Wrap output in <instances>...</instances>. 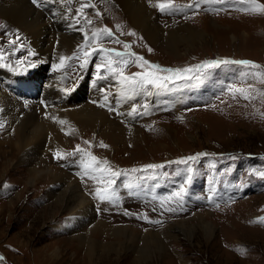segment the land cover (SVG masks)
<instances>
[{
    "label": "rangeland",
    "instance_id": "rangeland-1",
    "mask_svg": "<svg viewBox=\"0 0 264 264\" xmlns=\"http://www.w3.org/2000/svg\"><path fill=\"white\" fill-rule=\"evenodd\" d=\"M55 2L75 15L82 29L76 32L78 43L65 55L80 58L59 67L63 93L49 104L64 114L104 104L102 109L110 114L81 134L79 117L66 114V129L61 128L65 143L51 145L48 127L22 151L5 142L18 139L0 122V148L5 152L0 156V264H183L179 258L189 264H264V83L254 76L264 72V12L244 11L252 7L246 0H173L172 10H154L155 21L163 28L188 25L199 33L195 41L181 34L173 51L164 43H152L115 3L109 2L110 10L103 15L108 21L97 28L107 27L113 36L93 40L97 23L88 24L84 17L104 10V5L91 0L95 8L85 7L81 15L77 10L87 0ZM86 43L98 51L84 57L90 51L83 47ZM125 44L131 47L125 49ZM101 47L135 53L162 68L195 69L205 61L223 60L251 61L261 68L219 63L165 88L141 87L124 83L106 67L98 71L96 65L105 57ZM33 50L16 26L0 24V65L14 75L29 67L41 71L35 84L38 97L14 90L25 112L37 111L49 81L46 72L60 57L55 48L50 63L45 59L48 43L39 55H31ZM111 58L125 76L149 70L138 66L142 61L133 62L135 57H128L126 66L118 63L120 57ZM125 102L131 110L122 115L118 107ZM89 153L107 162L94 167L110 166L119 173L111 177V199L95 194L107 187L103 181L108 173L85 174ZM101 175L103 180L92 178ZM70 221L78 222L62 230ZM167 226L168 231L159 233Z\"/></svg>",
    "mask_w": 264,
    "mask_h": 264
},
{
    "label": "bare ground",
    "instance_id": "bare-ground-1",
    "mask_svg": "<svg viewBox=\"0 0 264 264\" xmlns=\"http://www.w3.org/2000/svg\"><path fill=\"white\" fill-rule=\"evenodd\" d=\"M50 1H54V5H51L52 3H50ZM96 1L97 0H94L95 5L96 3L98 5H104L105 9L98 11L100 15H88L87 19H91L93 22L97 23L95 25V29L100 26L103 20L108 21L107 17L103 15L109 12V6H111L110 3H115L122 10L123 14L128 18L129 23L140 29L141 32H143L144 35L154 44L164 43L166 44V47H169L170 50L174 51L176 39H178L181 34H185L186 37H188L191 41L199 39V33L195 32V29L193 27L182 24L163 28L161 26L162 24L159 23V25L155 21L153 12L155 9H159L155 5L157 3H160L162 0H102V4H99ZM47 12H49L50 14H48ZM0 24H8L12 27L16 26L18 30H20L22 35L29 41H31L34 49L30 52L31 55L33 53H35L36 55L41 54L43 52L42 47L45 46V43H48V50L44 51L45 59L49 61L50 52L55 48H58L60 53V57H58V60H56L57 62H52V64H50V68L46 72L49 81H47L44 85L45 88L43 90V95H40L41 99L38 101L39 103L36 107L37 111L35 110V108L30 109L28 112L23 111L24 109L21 102L22 100L19 99V97L15 96L14 90L17 89V87H19L20 85H31L33 86V90L30 94H32V96L38 97V88L37 86L35 87V84H38L37 77L40 75L41 71L39 69L32 71L31 67H29L28 69L20 73L22 75H14V73L6 71V69L0 65V122L2 121L4 124L6 122L8 130L11 128L14 130L12 136L17 137L19 142L17 141V143H14L13 140L8 139V141H5L10 145H13L12 148L14 150L22 151V149L25 148L26 144H29L31 146L35 142H38L40 134L45 133L44 129L48 127L52 129V134L49 136L51 145L52 142H55L57 144L65 143L66 138L61 133V128L66 129L64 128L65 123L61 124L59 122L61 120L66 122L67 119L65 117H79L76 121V126L80 128L81 134V132H84L85 127L95 126V120L99 118L105 119V116L110 114V111L102 109L103 107L97 108L94 106H79L74 110H69L68 112L64 111L66 114H68L67 116L63 112L57 111L56 108H53L49 104V102L63 93L59 88V81L62 80V77L59 74L60 70H58L60 69L59 67L61 65L60 58L62 56L65 57V55L78 43V36L76 32L80 31L82 28L81 26H79L80 23L75 15L68 14V11L65 10V7L56 3L55 0H40V6L34 4L32 0H0ZM257 31L259 34H262L263 28L261 27ZM232 39H237V36L233 34ZM2 79L3 81L1 82ZM93 85H95V83L91 84L89 87H92ZM22 92L24 93V91ZM118 110L117 111L122 115L124 113H127L131 110V103L125 102L123 106L121 103L118 107ZM36 112H38L39 115H37ZM33 124L38 127V130L36 128L34 130L31 129V125ZM106 132L107 129L105 130V133ZM108 136L117 139L116 134L112 132H109ZM130 141L131 140H129V142ZM55 143L53 144L55 145ZM3 152L0 148V156L1 153L3 154ZM30 173L31 170L28 172V174ZM3 174L0 173V176ZM69 216H71V214H69ZM82 218L84 217L79 218L78 221H81ZM78 221L67 222L64 227H61V229L63 230L69 225L72 226ZM207 232L209 234L211 230ZM87 255L89 260L92 261L91 253L88 252ZM179 261H182L181 263L183 264H189L184 261L183 258H179Z\"/></svg>",
    "mask_w": 264,
    "mask_h": 264
},
{
    "label": "snow or ice",
    "instance_id": "snow-or-ice-1",
    "mask_svg": "<svg viewBox=\"0 0 264 264\" xmlns=\"http://www.w3.org/2000/svg\"><path fill=\"white\" fill-rule=\"evenodd\" d=\"M32 2L34 4H36L37 6H40V0H32ZM206 2H216V3H220L222 2V0H206ZM246 2L250 3L252 5V7H248L245 8L244 11H260V12H264V4H260V3H256V0H246ZM156 7H158L160 9V11H170L173 9L174 4H173V0H167V2H160L157 3L155 5ZM85 7H92L95 8V5L91 4V0H87L86 3H83L81 5V8L78 9L77 11L81 13V15H83V9ZM188 7H191V5H189ZM97 15H100L99 12L96 13ZM87 19V17H85ZM87 23L91 24L92 20L91 19H87ZM103 34H106L108 37H112L113 33L110 29H108L107 27H105L104 29H97L93 32L92 34V39L93 40H98L101 38V36ZM134 35V33H131ZM85 40L87 41L88 39V34L85 32ZM117 43H119V41H116ZM83 47H89L90 51L89 52H84L83 56L87 57L89 56L91 53H95L98 51L97 48H92L90 47L87 43L83 46ZM125 49L130 48L131 46L128 44L124 45ZM99 51L104 52L105 53V57L104 60L97 64V70L99 71L101 68H107V70L109 72L112 73H118V75L120 76V78L122 79V81L126 84H133V85H139L141 87L151 84V85H155L158 88H165L167 87V83L169 82H174L176 80H184V79H191V76L189 74L193 73V71H201L204 68H211L216 66L219 63H224V64H228V63H237V64H246V65H250L253 68H261L260 65L255 64L251 61H228V60H223V61H205L203 64H198L195 66V69H193L192 67H188V68H162L160 65L158 64H152L151 62L144 60L143 57H139L136 56L135 53L132 52H120V51H116L115 49H105L103 47H101L99 49ZM115 55L116 57H120L121 59L118 61L119 64L121 65H127L129 63L128 57H135V61L133 62H138V61H142V64H138V66L140 67H144L147 66V69H149L148 71H144V72H138V73H134L132 76H125L124 72L122 70V68H118V67H113V65L115 63H117V61H114L111 56ZM72 58H76L79 59V56H73V57H64L62 56L60 58L61 61V65L63 66L64 62L66 60L72 59ZM84 63L87 64L88 60L85 59ZM55 67V66H54ZM160 73H167V75H160ZM255 77L260 78L261 82L264 83V72H257L254 74ZM251 87V86H250ZM239 91L241 92V94L244 96L245 99L249 98V95L247 93V91L245 89H239ZM104 105H101V107H103ZM61 124L65 123V121L61 120L59 121ZM2 126V125H0ZM86 143H90V142H86ZM101 146L103 147H108L107 145H104L103 142H101ZM90 156V163H85L84 168H85V174H88L89 170H91L93 173L95 172H100L101 174L103 173H108L109 174V178L104 180L103 182L106 183L107 187L105 188H97L96 190V195L99 197L100 200H108L112 198V189H111V185L115 183L114 179H112L111 177H115L117 175H119L118 172L112 171L110 166H106V167H94V165H107L106 161H99L97 160V158L95 156H92L90 153L88 154ZM57 157L60 158V154L57 153ZM188 160H193L195 159V157H188ZM181 163H186L187 161H180ZM147 167L149 168H156L159 167L157 165H148ZM262 176H264V172L260 173ZM93 179H98V180H103V175H101L100 177L97 176H92ZM181 191H183V189H181ZM180 192L175 193L176 196H180ZM170 199V198H169ZM169 211H174V209H168ZM159 221H157L158 223ZM261 222H264V218H261ZM3 257H0V260H2Z\"/></svg>",
    "mask_w": 264,
    "mask_h": 264
},
{
    "label": "crops",
    "instance_id": "crops-1",
    "mask_svg": "<svg viewBox=\"0 0 264 264\" xmlns=\"http://www.w3.org/2000/svg\"><path fill=\"white\" fill-rule=\"evenodd\" d=\"M165 230L166 231H168L169 230V226H167L166 228L165 227H163L161 230H160V232L159 233H165ZM154 233H156V232H154ZM206 234H207V232H205ZM210 233V232H209ZM209 235H211V234H207V236H209ZM170 236V235H169ZM165 237V236H164ZM167 238H170V237H167Z\"/></svg>",
    "mask_w": 264,
    "mask_h": 264
}]
</instances>
